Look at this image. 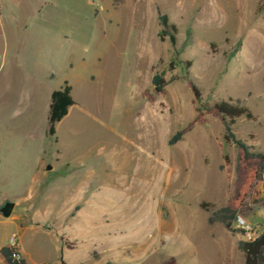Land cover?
Masks as SVG:
<instances>
[{
  "label": "rangeland",
  "instance_id": "obj_1",
  "mask_svg": "<svg viewBox=\"0 0 264 264\" xmlns=\"http://www.w3.org/2000/svg\"><path fill=\"white\" fill-rule=\"evenodd\" d=\"M65 82L75 105L51 137ZM230 98L253 115L236 137L264 153V0H0V209L15 204L0 245L15 237L30 264H245L264 177L237 215L249 228L229 231L208 222L235 179L223 124L207 116L169 145L196 106Z\"/></svg>",
  "mask_w": 264,
  "mask_h": 264
},
{
  "label": "trees",
  "instance_id": "obj_2",
  "mask_svg": "<svg viewBox=\"0 0 264 264\" xmlns=\"http://www.w3.org/2000/svg\"><path fill=\"white\" fill-rule=\"evenodd\" d=\"M112 2L114 6H118L123 4L124 0H112ZM160 25L163 31L159 34V38L164 40L165 36L169 35L172 43H175L176 37L171 31L175 32L176 28L173 25H169L166 15L160 16ZM152 84L154 86V95H161L164 94L168 81L156 74L152 78ZM187 86L192 92L193 104L198 105L202 98L199 86L190 79L187 80ZM71 92L72 87L65 82L62 88L53 91L51 94L47 130L48 135L51 137L56 133V125L67 117L69 109L75 105ZM143 96L148 98L150 102L154 101L153 95L147 96L144 93ZM195 112L196 116L193 121L184 129L176 132L169 140V145H175L196 125L207 124V116H212L223 124L225 140L232 142L237 151L235 179L232 193L226 205L219 210L213 211L208 218V222L209 224L221 223L227 230L234 231V220L245 206L246 200L250 196L256 182L264 177V153L238 139L232 128L238 119L242 117L252 119L253 115L244 102L231 98L219 100L213 104H205L202 108L196 106ZM205 206L202 204L203 208ZM238 247L244 254L245 264H264V226L263 231L255 239L240 241ZM0 253L7 264H28L27 260L20 254V249L6 245L1 248ZM62 264L65 263L63 262Z\"/></svg>",
  "mask_w": 264,
  "mask_h": 264
},
{
  "label": "built area",
  "instance_id": "obj_3",
  "mask_svg": "<svg viewBox=\"0 0 264 264\" xmlns=\"http://www.w3.org/2000/svg\"><path fill=\"white\" fill-rule=\"evenodd\" d=\"M236 226L239 227V228H244V229L245 228L246 229L249 228V225H247V223L245 222V220L241 216H237V218H236ZM8 245L13 247V248L20 249L18 244H17V242H16L15 237L10 238ZM18 257H19V255H18Z\"/></svg>",
  "mask_w": 264,
  "mask_h": 264
},
{
  "label": "water",
  "instance_id": "obj_4",
  "mask_svg": "<svg viewBox=\"0 0 264 264\" xmlns=\"http://www.w3.org/2000/svg\"><path fill=\"white\" fill-rule=\"evenodd\" d=\"M47 169L50 170L51 167L49 166ZM14 207H15V204L13 202L6 203V205L0 209V213L2 217L10 218L13 213Z\"/></svg>",
  "mask_w": 264,
  "mask_h": 264
},
{
  "label": "crops",
  "instance_id": "obj_5",
  "mask_svg": "<svg viewBox=\"0 0 264 264\" xmlns=\"http://www.w3.org/2000/svg\"><path fill=\"white\" fill-rule=\"evenodd\" d=\"M6 245H8V241H7V240L4 241V242L0 245V250H1L2 247L6 246ZM23 253H24V255H25V259L27 260L28 264H30V262L28 261V259H27V257H26V254H25L24 250H23ZM0 264H7V262H6V261L4 260V258L2 257L1 253H0Z\"/></svg>",
  "mask_w": 264,
  "mask_h": 264
},
{
  "label": "bare ground",
  "instance_id": "obj_6",
  "mask_svg": "<svg viewBox=\"0 0 264 264\" xmlns=\"http://www.w3.org/2000/svg\"><path fill=\"white\" fill-rule=\"evenodd\" d=\"M163 168H164V166H163ZM158 169V168H157ZM158 171V170H157ZM160 172H161V168H160Z\"/></svg>",
  "mask_w": 264,
  "mask_h": 264
}]
</instances>
